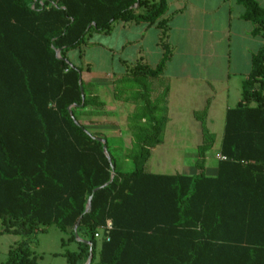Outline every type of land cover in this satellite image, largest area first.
Wrapping results in <instances>:
<instances>
[{
	"label": "trees",
	"instance_id": "obj_1",
	"mask_svg": "<svg viewBox=\"0 0 264 264\" xmlns=\"http://www.w3.org/2000/svg\"><path fill=\"white\" fill-rule=\"evenodd\" d=\"M235 2L264 42V9ZM166 9V0H0V220L3 233L24 238L3 264H36L30 244L51 226L66 236L62 248L76 245L61 253L67 264L89 255L90 264H264V44L251 55L240 101L225 112L216 175L204 173L212 141L204 127L195 175L147 173L166 124L167 88L151 102L145 84L171 57ZM118 21L157 23L162 49L153 69L138 62L131 70L145 92L133 119L145 126L134 128L129 172L107 139L79 123L78 110L102 104L86 96L81 69L67 61L89 34ZM107 220L108 241L96 240Z\"/></svg>",
	"mask_w": 264,
	"mask_h": 264
},
{
	"label": "crops",
	"instance_id": "obj_2",
	"mask_svg": "<svg viewBox=\"0 0 264 264\" xmlns=\"http://www.w3.org/2000/svg\"><path fill=\"white\" fill-rule=\"evenodd\" d=\"M166 5V13L162 19H168L167 42L171 49V57L161 77L145 80L148 87L157 82L162 89L161 92L167 88L165 97L166 124L160 134L159 143L150 149V156L144 165V171L152 174L195 175L198 152L205 143L204 130L202 129L204 127L206 133L212 137L211 144L207 147L203 157L204 173L208 177H214L217 163L221 158L219 147L214 144V133L211 131L214 126L215 114H222L224 124L225 112L232 108L225 105L230 97V85L234 84L236 79L235 81L240 80L241 86L250 71L251 55L264 42L262 40L256 42V39L259 38L250 35L252 25L241 20L243 9L236 4L235 0H166ZM103 34L106 38L104 45L89 42L91 35L89 34L85 42L78 48L95 46L103 49L109 55L119 53L121 57H124L122 64H130L131 68L114 79H99L90 74L88 70H86L87 74L84 78L81 72L80 79L86 89V96L90 99L96 97L102 107L97 109L95 106L89 105L85 109L78 110L79 123L89 133L107 139L111 150L122 153L127 152L130 148L128 134L134 135V126L127 131L128 123L131 122L132 125H135L134 120L132 121L133 117H130L128 112L134 110L133 112L137 114L140 111L143 106L141 96L145 92L142 85L133 84L134 94L132 101H129V94L127 95L125 88L128 86L127 84L131 85V83L123 82L120 78L123 75L128 78L129 71L138 62L152 69L159 63L162 57V49L159 46L160 30L157 23L118 21L112 25L109 32ZM70 52L71 50L67 52L68 64L78 67L70 63ZM180 57H186V60L176 64V59ZM187 58L191 60L188 61ZM85 64L89 65L90 63ZM216 71L220 73L218 83L214 82L215 77L204 75ZM148 96L149 91H147ZM148 99L151 102L155 100L151 97ZM239 101L240 99L236 103ZM222 103L224 107L219 112L217 106ZM232 104L234 107V103ZM180 115L195 121L197 128L194 130H169V126ZM116 122L121 123V128L114 130L110 125L111 123L117 124ZM138 122L141 126L144 119H140ZM167 134L172 138L194 136L195 139H171L165 142L164 137ZM220 141L221 137L218 146ZM158 149L167 154L176 152L184 154V156L178 157L181 173H166L165 170L169 168L167 163L163 164L152 160L153 153ZM188 153L190 154L189 160L185 163L184 157ZM170 167L173 170L176 168L174 165ZM37 237L38 234L34 238V244H30V246L35 245L34 247H36L39 244ZM61 239H66V236L63 235L60 238V247ZM77 239L75 238L78 242L80 239ZM30 249L36 258L35 250L33 247ZM64 250L73 252L76 250V245L66 244L63 248L61 247L59 252L53 251L48 255L54 258L62 257L61 253ZM97 252L98 246L95 248V262L97 261ZM62 258L65 260L64 257Z\"/></svg>",
	"mask_w": 264,
	"mask_h": 264
},
{
	"label": "rangeland",
	"instance_id": "obj_3",
	"mask_svg": "<svg viewBox=\"0 0 264 264\" xmlns=\"http://www.w3.org/2000/svg\"><path fill=\"white\" fill-rule=\"evenodd\" d=\"M258 4L264 9V0H256ZM261 39H256V42H259ZM89 42L97 43L99 45H104L106 43V38L104 37L103 33H97L93 32L90 35ZM131 54V52H129ZM126 56V55H125ZM69 58H70V63L77 65L78 67L81 68L82 72V77L85 78L87 71H89L90 74L94 75L95 77H98L99 79H114L117 76L124 74L126 71H128L131 66L130 64L123 65L122 60L124 57H121L119 53L114 54V55H109L104 51L103 49L96 48L95 46H90L89 48L80 47L76 49H72L71 52L69 53ZM186 57H180L179 59H176V64H178L181 61H185ZM187 60H191L190 58H187ZM89 62L90 64L87 65L85 63ZM130 73L128 74V78H126V75H123L120 80L123 82L129 83L131 80V70L129 71ZM206 76H212L215 77V83H218V80L220 79V73L218 71L213 72V73H207L204 74ZM236 80V79H235ZM234 84L230 85V97L228 99L227 104L228 107H233L237 104L236 102L240 99V91H241V86H240V80L235 81ZM155 82V81H154ZM131 83V82H130ZM125 90L127 92L128 100L132 101L133 94H134V85L133 83L127 84ZM162 89H160L158 83H153L152 85H149L148 91H149V96L151 99H157L163 91L161 92ZM161 92V93H160ZM133 104L135 102H132ZM223 103L219 104L217 106L218 111H222L223 109ZM134 110L128 112V115L131 117L135 116L136 113L133 112ZM131 114V115H130ZM76 116L79 120L80 114L76 112ZM103 116V115H102ZM134 119H132L133 121ZM117 124L111 123L110 127H112L114 130L115 128H121V123L116 122ZM135 125H132V123H128L127 125V131L131 130V127L134 126V128L139 129L144 127V123L140 126L137 120L133 121ZM222 125H223V117L222 114H215V119H214V126H212L211 131L214 133V144L218 146L219 144V139L221 137V131H222ZM130 128V129H129ZM169 130L172 129H181V130H194L197 128V125L195 121L188 120L186 116H177L176 119L173 121V123L169 126ZM132 133L128 134V144L130 145V148L128 149L127 152H122L119 153V170L123 172H129L132 169V164L130 161L131 156L133 155L135 151L134 147V138L136 135H132ZM171 139H186V140H194L195 137L191 136L189 138H172L169 137L167 134L166 137H164L165 142ZM165 148V147H164ZM184 156V154H178L177 152L174 153H165L162 152L161 149H158L153 153V161L158 162V163H167L169 165V168H167L166 173H181L180 165L178 162V157ZM188 155V156H187ZM185 155L184 160L187 163V160H189L190 154L188 153ZM174 165L176 167L174 170L170 167ZM3 228L1 225V220H0V264H3L6 262L8 258V251L9 249L14 246L16 243L20 242L24 238L18 236V235H8L3 233ZM38 245L34 247L35 245H31L30 247H33L35 250V255H36V264H67L65 260L58 256L56 258L48 255L50 252H56L60 251V238L63 237V234L54 226H51L50 228L46 229V231H41L38 232ZM78 237V236H77ZM34 244V243H33ZM45 252V254H44ZM86 263V262H85Z\"/></svg>",
	"mask_w": 264,
	"mask_h": 264
},
{
	"label": "water",
	"instance_id": "obj_4",
	"mask_svg": "<svg viewBox=\"0 0 264 264\" xmlns=\"http://www.w3.org/2000/svg\"><path fill=\"white\" fill-rule=\"evenodd\" d=\"M56 57H57V58H60V56H59V51L56 52ZM82 96H83V95H82ZM67 112H68V114L70 115V117L72 118V116H71V108H68V109H67ZM98 141L103 145V147H102L103 154H104L105 157L108 159L109 157H108V153H107V150H106V146H105V144H104V141H103L102 139H98ZM113 177H114V173L111 174L110 181H109L107 184H105L103 187H105V186H107L109 183H111ZM99 189H100V188L94 189V190L92 191V194L95 193L96 191H98ZM90 201H91V196L88 198L85 212H88V211H89V208H90ZM77 225H78V222H77V224H76V226H75L74 229H76ZM75 238H76V240H78V239H77L78 237H77L76 234H75ZM79 241H81V240H79ZM84 243H86L88 246H90V243H89V242H84ZM90 261H91V255L88 256V258H87L85 264H90Z\"/></svg>",
	"mask_w": 264,
	"mask_h": 264
},
{
	"label": "built area",
	"instance_id": "obj_5",
	"mask_svg": "<svg viewBox=\"0 0 264 264\" xmlns=\"http://www.w3.org/2000/svg\"><path fill=\"white\" fill-rule=\"evenodd\" d=\"M221 159V158H220ZM111 222L107 220L105 225L102 228H99L97 232L94 234V238L96 240H102L104 238L105 241H108L107 237H104L103 233L111 230Z\"/></svg>",
	"mask_w": 264,
	"mask_h": 264
}]
</instances>
